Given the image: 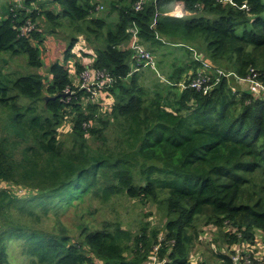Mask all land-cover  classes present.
Here are the masks:
<instances>
[{
    "label": "trees",
    "instance_id": "1",
    "mask_svg": "<svg viewBox=\"0 0 264 264\" xmlns=\"http://www.w3.org/2000/svg\"><path fill=\"white\" fill-rule=\"evenodd\" d=\"M133 2L112 0L102 17L94 16L92 0L0 3V53L23 58L35 70L0 72V110L6 112L0 122V264H11V242L28 264H145L156 245L164 264H191L190 251L205 228L217 231L220 242H211L213 264H233L234 254H245L243 244L264 238L263 96L233 76L206 94L179 87L214 69L242 79L253 72L264 87V0H145L140 11ZM113 11L116 19L107 22ZM62 21L79 35H68L41 75L42 25L55 30ZM133 25L139 44L167 74V84L151 92L134 71ZM82 35L93 45L90 52L73 50ZM168 46L184 59L175 62ZM87 69L114 82L96 88L93 97L76 82ZM67 117L72 124L64 142L60 128ZM111 197L149 204L162 226L145 219L132 233L117 222L98 227L85 218L97 212L92 200ZM69 211L73 226L61 222ZM43 219H51V230L41 229Z\"/></svg>",
    "mask_w": 264,
    "mask_h": 264
},
{
    "label": "rangeland",
    "instance_id": "2",
    "mask_svg": "<svg viewBox=\"0 0 264 264\" xmlns=\"http://www.w3.org/2000/svg\"><path fill=\"white\" fill-rule=\"evenodd\" d=\"M5 0H0L1 2H4ZM15 1V0H12ZM22 0H18V3H20ZM93 3L96 2L97 12H95L94 16H103L104 14L109 11L110 7V1L112 0H92ZM20 6V4H19ZM22 7V6H21ZM116 11H113L110 14V18H107V22H114L116 19ZM63 25L61 27L56 28L55 30H52L51 28H48L47 26L42 25L43 32L45 34L46 40L43 42L41 48L42 57L44 61V66L39 70V73L41 75L46 74V70L48 68V64L53 60V57L56 56V52L60 49L61 46H65L70 36L73 35L76 38L79 34L72 33L73 30L67 26L66 21H62ZM28 28L32 29L33 25L27 26ZM41 30V29H40ZM82 39L79 42L78 45L75 46V49H87L89 52L92 49V46H90L88 43H84V40L87 39L85 35H82ZM168 49L172 53L171 57L175 58V62H178L180 60L184 59V56H182V52L179 50V48L175 47H169ZM165 56H168L167 52L164 54ZM154 61L156 63L157 57L153 56ZM167 60V58H165ZM169 60V59H168ZM163 68V65L160 66V68L156 67L154 69H148V68H141L138 72L141 74L140 76V84L143 86V88L153 91L157 85L166 83V71H161L160 69ZM146 69V70H145ZM141 70H145L140 72ZM0 72L3 74H12V73H28V72H35V70L29 69L26 67L25 60L23 58L19 57H11L4 53H0ZM73 69H70V74L73 76ZM82 75V74H81ZM82 79V76H81ZM78 80H76L77 82ZM81 81V80H80ZM82 82V81H81ZM90 79L87 80L85 83H89ZM167 84V83H166ZM140 85V86H141ZM254 96H263L264 98V92L260 91L257 93L252 92ZM103 96L101 97V99ZM104 104L102 107V110L105 109L108 105V102L106 100H109L107 98H104ZM6 117V112L0 110V122L3 121ZM72 117V116H71ZM65 118L61 128V139L64 142H67V134L70 131V126L72 124L70 118ZM3 134L2 131H0V135ZM111 135H108V139L111 141ZM90 209L94 210L96 209L97 212L93 214V216L85 215V218L89 222H94V224L98 227H100V223L104 220H107L111 223H119L122 227L125 229L131 231L132 233L137 232L140 222L144 221L145 219L152 224L150 227L158 226L159 228L162 226L161 223V216L160 213L152 206L147 204V206L144 208L141 205L135 203L132 200L127 199L125 197H122L120 199H116L115 197H111L108 199V202L101 203L98 200H92L90 202ZM87 207V205H86ZM144 213H149L150 216L144 217ZM61 222H63L66 226H73L75 224L74 215L69 211L67 214L62 216ZM53 223L51 222V219H43L41 223V229L44 230H51ZM54 232H57L55 230ZM217 231H214V229L205 228L204 233L201 235L202 241H198L194 244L193 248L190 251V259L191 264H201L200 259L205 260L207 264H213L215 263V259L213 257H210L211 254V242L216 240L215 246L219 247L220 242L214 237L216 236ZM214 247V245H212ZM244 256L247 254L249 257L254 254V257L256 258H264V238L259 237L255 240L254 244L246 243L243 244L241 247V251H245ZM152 252V251H151ZM150 252V253H151ZM149 253V254H150ZM238 254V253H237ZM8 261L11 264H28V260L25 259V257H22L20 254V249L18 242H11L8 246ZM149 256V255H148ZM147 256V257H148ZM243 255L239 258H242L241 260H244L245 258ZM201 257V258H200ZM253 257V256H252ZM249 259V258H248ZM96 264H99L96 262Z\"/></svg>",
    "mask_w": 264,
    "mask_h": 264
},
{
    "label": "built area",
    "instance_id": "3",
    "mask_svg": "<svg viewBox=\"0 0 264 264\" xmlns=\"http://www.w3.org/2000/svg\"><path fill=\"white\" fill-rule=\"evenodd\" d=\"M145 4V0H134L133 2V8L135 11H140ZM174 14L176 16L181 17L182 13L179 9H174ZM25 30H30V28L25 27ZM128 32L130 33V48L134 52V56L137 60V68L134 70L135 72L139 71L141 68H148V69H154L156 68V63L154 61L153 55L146 50L142 45L139 44L138 39V29L135 25L130 27L128 29ZM202 66L205 70H211L207 63L202 62ZM82 74V75H81ZM80 74L78 78V82H80L81 88L85 89L87 92L91 93L93 97L98 95L96 88H101L106 85H110L114 82V79L111 75L101 72V71H93V70H85ZM82 76V79H81ZM234 77L237 80L246 81L248 85L249 91L252 93H257L260 91L264 92V87L261 85L259 81L256 80V74L251 72L249 76L242 79L237 77L236 75L232 73H225L221 69H214L207 73H198L197 77L192 80L188 85L185 84H179V87L181 89L191 88L195 89L197 91H202L203 94H206L211 86L216 85L221 78H230ZM90 79L89 83H85L87 80ZM82 82H81V81ZM213 80V81H212ZM209 82V84H208ZM67 94H70L69 91H67ZM159 245L154 246L152 252L147 257V260L145 264H164V260H159L157 256ZM239 255L242 256L243 254H234L232 256L233 264H264V258H257L255 261H252L247 254L244 257V260H241L242 258H239Z\"/></svg>",
    "mask_w": 264,
    "mask_h": 264
},
{
    "label": "water",
    "instance_id": "4",
    "mask_svg": "<svg viewBox=\"0 0 264 264\" xmlns=\"http://www.w3.org/2000/svg\"><path fill=\"white\" fill-rule=\"evenodd\" d=\"M64 95H66V94L61 95V97H64ZM57 97H59V96H55V97H44V100H45V101H48V100H54V99L57 98Z\"/></svg>",
    "mask_w": 264,
    "mask_h": 264
},
{
    "label": "crops",
    "instance_id": "5",
    "mask_svg": "<svg viewBox=\"0 0 264 264\" xmlns=\"http://www.w3.org/2000/svg\"><path fill=\"white\" fill-rule=\"evenodd\" d=\"M145 70H146V69H145ZM145 70H141L140 72L145 71Z\"/></svg>",
    "mask_w": 264,
    "mask_h": 264
},
{
    "label": "bare ground",
    "instance_id": "6",
    "mask_svg": "<svg viewBox=\"0 0 264 264\" xmlns=\"http://www.w3.org/2000/svg\"><path fill=\"white\" fill-rule=\"evenodd\" d=\"M73 65V64H72ZM239 249H240V247H239Z\"/></svg>",
    "mask_w": 264,
    "mask_h": 264
}]
</instances>
